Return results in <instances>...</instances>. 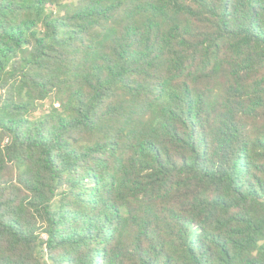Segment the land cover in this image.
<instances>
[{
  "label": "trees",
  "instance_id": "1",
  "mask_svg": "<svg viewBox=\"0 0 264 264\" xmlns=\"http://www.w3.org/2000/svg\"><path fill=\"white\" fill-rule=\"evenodd\" d=\"M0 264H264V0H0Z\"/></svg>",
  "mask_w": 264,
  "mask_h": 264
}]
</instances>
